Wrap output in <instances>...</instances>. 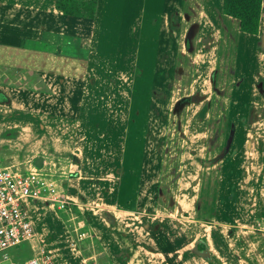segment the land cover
<instances>
[{
	"label": "rangeland",
	"instance_id": "374dc122",
	"mask_svg": "<svg viewBox=\"0 0 264 264\" xmlns=\"http://www.w3.org/2000/svg\"><path fill=\"white\" fill-rule=\"evenodd\" d=\"M157 2L154 21L145 9L139 27L121 24L122 40L99 41L93 53L106 47L104 55L93 54L80 70L58 76L66 96L74 90L73 80L82 79L81 96L90 104L76 106L81 116L90 107L99 119L95 132L83 134L81 118H67L73 106L65 98L56 117L37 112V99L20 98L12 87L6 91L11 102L4 105L6 99H0V162L23 170L40 155L44 163L38 168L58 195L70 199L63 195L66 190L77 196L64 209L28 200L42 207L34 213L54 241L57 264H148L158 190L157 210H169L171 197L182 216L197 198V187L200 206H194L209 213L217 209L224 218L235 206L239 220L246 201H258V210L264 205V47L239 32L216 50L207 48L199 38L203 28L184 32L173 13L180 11L179 0ZM108 50L114 54L107 56ZM1 85L35 92L37 75L0 67ZM72 204L75 209H65ZM196 217L188 218L200 224L197 228L209 225V233V218ZM179 221L188 227L186 220ZM211 235L216 246L222 243V234L213 229ZM256 240L260 251L263 242ZM2 252L0 264H23L31 256L27 241ZM239 252L238 263L247 264L248 254L241 258Z\"/></svg>",
	"mask_w": 264,
	"mask_h": 264
},
{
	"label": "crops",
	"instance_id": "0c3cea01",
	"mask_svg": "<svg viewBox=\"0 0 264 264\" xmlns=\"http://www.w3.org/2000/svg\"><path fill=\"white\" fill-rule=\"evenodd\" d=\"M131 2L134 5H131ZM178 5L180 11L174 10L173 13L180 17L179 23L184 24V32L188 35L191 32L197 34L203 28V35L199 38L202 39L207 48L211 45L214 49L219 48V43L222 40L225 41V39H230V37L237 36V34L240 35L239 32L241 31L238 30L236 21L221 13L220 0H179ZM158 7L157 0H96L93 18H85L60 13L54 9L53 0H0V67H14L37 75V91L35 90V92L17 86L1 85L0 99L4 98L6 100L0 102L4 105L11 102L8 100L10 97L9 91H6L8 90L7 87H12L10 90H16L20 98L26 97V94L35 97L37 99V112L46 114V111H48V113L55 116V114H58L55 111L61 108L63 104L61 98H65L74 107H71L67 118L72 121L81 118L83 134L88 129H90L88 132H95L99 119L94 117L92 112H89L90 107L81 116V113L78 112L79 106H76L83 102L90 104L88 99L83 100L81 96V89L84 87L82 79L80 78V81L78 79L73 80L72 88L74 90L70 91L69 96H66L67 94L64 92H62L63 94L60 92L61 83L64 80H60L58 76L66 78V75L71 74L70 72L80 70L79 67L87 65V61L93 54L94 56L104 55L106 47L93 53L94 48L100 47L99 41H103L105 38L108 41L122 40L123 36H119L123 31L121 24L130 22L134 25L138 24L139 27L142 21L140 17L145 9L148 10L147 17L154 21L155 18H152V15L156 14ZM210 7L218 8L219 12H213ZM134 8L136 11L133 12ZM131 14L133 18L129 20L128 17ZM212 15L217 16V18ZM117 25L119 27H115ZM258 26L260 29L259 35L249 34L250 37L248 38H252V45L260 41V47H264V0H261ZM135 30L136 27L133 28L134 32ZM115 32L117 33L116 37H109L110 34H115ZM242 34L246 33L242 32ZM65 45L67 48H64ZM105 45L108 46V42ZM61 48L66 50L62 51ZM81 50L85 51L84 55H82ZM105 54L110 56L114 53L108 50V53L105 52ZM117 55L118 53L115 54V56ZM92 82L91 80V84ZM43 163L44 160L42 159ZM78 178L79 176H76L74 182L75 192H78V183L76 182ZM69 182L71 181L68 179L66 185ZM80 185L83 188L84 184L80 183ZM94 186L97 187V184ZM199 190L200 188L197 187V198L193 197L192 206L188 208L190 210L183 216L180 214L178 207L171 206L173 203L171 197L167 200L166 205L169 210L165 213L157 210L158 201L161 200L158 190L155 198L156 209L152 213L155 220L153 225L155 239L151 243L155 247L150 243L154 251H148L146 263L242 264L238 263L237 252L239 249L241 258L248 254L249 262L247 264H264V248L259 251V248H261L260 241L257 242L256 240L261 239L264 245V225H258V220L261 221L260 219L264 218L263 203V207L258 210V201H246L244 211L239 212V220L237 218L238 209L235 206L232 210L226 211V217L224 218L220 213H217V209L210 213L200 210ZM63 195L71 200L77 197L76 194H69L66 190ZM96 198L98 197L95 196L94 200ZM35 199L44 200L43 198L30 200ZM118 199L117 196L116 200ZM26 202L29 207L27 212L35 234L49 251L52 263L57 264L58 253L54 241L47 232L48 230L37 219V214L34 213L35 210L40 209L41 205L36 208L35 206L32 207L30 201L27 200ZM44 202L47 201L44 200ZM196 202L199 206L195 207ZM72 203L78 204L76 201ZM47 204L48 207H52L49 203ZM25 208L27 209V207ZM158 216L161 218H157ZM196 216L198 218H209L210 221H207L213 224L211 230L214 229V232L223 235L221 244L216 246L213 242L214 238L211 235V230L210 234L206 232L209 225L197 228L200 224H196L192 222V218H188ZM181 218L188 222V227L180 225L183 223L179 221ZM254 224H257V226ZM158 226H160V230ZM39 228L44 230V235L39 232ZM261 234L263 236L260 237ZM227 237H229L228 240H226ZM232 237H235L237 242L234 243ZM27 243L31 253V243ZM12 264L22 263L12 262Z\"/></svg>",
	"mask_w": 264,
	"mask_h": 264
},
{
	"label": "built area",
	"instance_id": "2783aa9c",
	"mask_svg": "<svg viewBox=\"0 0 264 264\" xmlns=\"http://www.w3.org/2000/svg\"><path fill=\"white\" fill-rule=\"evenodd\" d=\"M47 173L33 164L19 170L0 162V256L5 248L22 241L31 243V256L23 264H53L49 251L36 237L25 208V201L43 198L51 206L64 209L67 199L60 197Z\"/></svg>",
	"mask_w": 264,
	"mask_h": 264
},
{
	"label": "trees",
	"instance_id": "16d2710c",
	"mask_svg": "<svg viewBox=\"0 0 264 264\" xmlns=\"http://www.w3.org/2000/svg\"><path fill=\"white\" fill-rule=\"evenodd\" d=\"M53 7L64 15L93 18L96 0H53ZM260 8L261 0H220L221 13L233 18L238 30L246 34L258 33ZM67 208L75 206L66 205Z\"/></svg>",
	"mask_w": 264,
	"mask_h": 264
},
{
	"label": "water",
	"instance_id": "95a60500",
	"mask_svg": "<svg viewBox=\"0 0 264 264\" xmlns=\"http://www.w3.org/2000/svg\"><path fill=\"white\" fill-rule=\"evenodd\" d=\"M32 164L36 167L41 166L42 164V156L36 155L32 158Z\"/></svg>",
	"mask_w": 264,
	"mask_h": 264
}]
</instances>
